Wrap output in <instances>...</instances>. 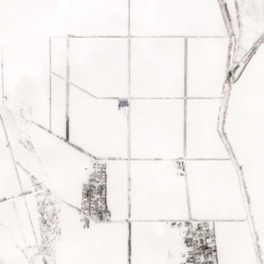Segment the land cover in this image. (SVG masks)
<instances>
[{
    "label": "snow or ice",
    "instance_id": "snow-or-ice-1",
    "mask_svg": "<svg viewBox=\"0 0 264 264\" xmlns=\"http://www.w3.org/2000/svg\"><path fill=\"white\" fill-rule=\"evenodd\" d=\"M0 264H264V0H0Z\"/></svg>",
    "mask_w": 264,
    "mask_h": 264
}]
</instances>
